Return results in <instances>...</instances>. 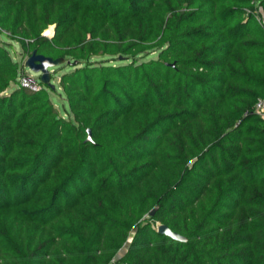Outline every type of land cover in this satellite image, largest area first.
<instances>
[{"label":"trees","instance_id":"obj_1","mask_svg":"<svg viewBox=\"0 0 264 264\" xmlns=\"http://www.w3.org/2000/svg\"><path fill=\"white\" fill-rule=\"evenodd\" d=\"M261 98L264 1L0 0V264H264Z\"/></svg>","mask_w":264,"mask_h":264},{"label":"water","instance_id":"obj_2","mask_svg":"<svg viewBox=\"0 0 264 264\" xmlns=\"http://www.w3.org/2000/svg\"><path fill=\"white\" fill-rule=\"evenodd\" d=\"M255 1V0H250ZM264 1V0H259ZM45 36H48L47 33H45ZM66 62L65 59H53L50 57H46L44 55L38 54V52L35 50L33 54L26 60L25 62V68L29 69L35 74H40V80L43 84L51 86L53 89H55V85L52 83V75H51V69L60 67L64 65ZM89 132L88 141H92L91 138V132ZM158 208L153 209L150 212V217H153ZM158 233L161 235H165L173 240L186 242V238L181 236L180 234L172 231L168 226L166 225H159L157 229Z\"/></svg>","mask_w":264,"mask_h":264},{"label":"rangeland","instance_id":"obj_3","mask_svg":"<svg viewBox=\"0 0 264 264\" xmlns=\"http://www.w3.org/2000/svg\"><path fill=\"white\" fill-rule=\"evenodd\" d=\"M53 32H54V27H53V29L50 28V30H48L46 33L48 34V37H51ZM13 57L22 66V73H23L22 76H27V77H30L32 79H36L37 81L40 80V74H35L32 71H30L29 69L25 68V62L29 57L25 56L24 50L21 48L20 45H18L16 43H13ZM99 61H103V60L98 59V62ZM104 61H107V59H104ZM68 70L69 69H68V67H66V65H62L60 67L51 69L53 84L58 86L61 75ZM11 90L12 89H10V91H8V93L11 92ZM50 97H51V100L54 102L55 107L60 112V114L63 116H66L67 118H70L66 98L63 96L61 90L59 89L58 91H56L54 93H50ZM157 226H159V225H157ZM131 241H132V238L129 239L126 246L120 251V253L118 254V257L123 256L127 252L128 248L131 244Z\"/></svg>","mask_w":264,"mask_h":264},{"label":"built area","instance_id":"obj_4","mask_svg":"<svg viewBox=\"0 0 264 264\" xmlns=\"http://www.w3.org/2000/svg\"><path fill=\"white\" fill-rule=\"evenodd\" d=\"M259 21H262L260 17H258ZM20 83L23 87L29 88L34 91H39L41 89L40 85L38 84V81L36 79H32L27 76H21L20 77ZM257 112L264 117V98H261L257 105H256Z\"/></svg>","mask_w":264,"mask_h":264}]
</instances>
